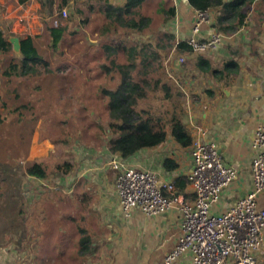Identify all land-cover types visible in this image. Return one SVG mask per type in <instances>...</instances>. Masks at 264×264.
I'll list each match as a JSON object with an SVG mask.
<instances>
[{"label":"crops","instance_id":"0c3cea01","mask_svg":"<svg viewBox=\"0 0 264 264\" xmlns=\"http://www.w3.org/2000/svg\"><path fill=\"white\" fill-rule=\"evenodd\" d=\"M125 3L126 0H69L62 11L77 26H102L106 24V11L122 8ZM39 10L37 0L24 4L0 0V30L11 45L10 53L0 54L1 59L22 60L12 38L29 36L36 48L35 41L44 31L40 21L49 19H42ZM169 10L172 14L167 18ZM211 12L209 21L201 23L195 32L197 11L187 0H145L139 13L146 28L140 34L129 31L137 39L145 35L152 42L149 30L156 21L163 26L158 30L168 33L163 38L165 43L168 40L164 52L168 56L164 62L168 99L159 103L180 115L192 141L214 144L223 164L235 170V180L213 206L214 213H223L253 189L252 143L256 128L264 121V4L260 0L251 3L243 23L233 32L221 33L219 45L204 52L178 50L180 41L187 45L190 40L205 41L217 32L212 27L216 13ZM56 18L58 14L51 18L52 22ZM94 33L97 36L96 29ZM2 78L0 75V81ZM154 93L160 96L159 89ZM190 147H180L167 130L163 143L128 159L110 154L104 144L81 154L84 159L75 176L36 180L34 184L46 192L36 194L32 207L21 212V226L8 234L12 244L6 253L0 252V264L161 263L180 237V212L172 209L145 217L134 208L125 218L115 192V178L113 181L108 176L109 172L114 174L110 163L120 161L130 168L153 172L161 182L175 185L174 196L192 203L195 194L189 181ZM166 161L168 164H164ZM181 179L189 181L182 189ZM263 207L264 193L257 197V208ZM255 258L256 264H264V239ZM191 259V254L186 253L172 264H191Z\"/></svg>","mask_w":264,"mask_h":264},{"label":"rangeland","instance_id":"374dc122","mask_svg":"<svg viewBox=\"0 0 264 264\" xmlns=\"http://www.w3.org/2000/svg\"><path fill=\"white\" fill-rule=\"evenodd\" d=\"M40 22L44 31L35 45L48 66L38 77H5L11 59L0 57L1 253H6L12 244L8 234L21 226V212L32 207L36 194L46 192L26 175V169L41 164L45 171L43 180L47 181L73 177L84 159L81 154L106 143L112 120L102 90L115 88L120 80L112 63H128L125 51L110 53L103 47L99 25L77 26L69 16L55 19V23L50 19ZM58 22L65 32L53 50L46 27ZM159 26L155 21L149 30L152 42L145 35L137 39L132 31H120L125 35L121 38L125 46L137 54L132 80L147 86L151 97L166 82L164 62L168 56L164 52L168 40L165 43L163 38L168 33L159 31L163 29ZM103 66L109 69L108 74ZM108 176L114 181L115 172Z\"/></svg>","mask_w":264,"mask_h":264},{"label":"built area","instance_id":"2783aa9c","mask_svg":"<svg viewBox=\"0 0 264 264\" xmlns=\"http://www.w3.org/2000/svg\"><path fill=\"white\" fill-rule=\"evenodd\" d=\"M61 15L67 17L65 11ZM211 15V11H197L194 31L197 32L201 23L209 21ZM222 37L221 33L214 32L207 40H190L188 45L193 51L204 52L219 45ZM252 148L253 189L223 213H214L213 206L235 180L236 172L223 164L215 145L210 142L195 139L191 143L189 181L195 194L192 203L174 196L175 186L161 182L153 172L130 168L120 161L110 163L115 172V192L125 218L130 217L134 208L145 217L172 209L180 212V237L159 264H172L186 253L192 256L191 264H256L255 252L264 239V207L257 208V197L264 193V121L254 132Z\"/></svg>","mask_w":264,"mask_h":264},{"label":"trees","instance_id":"16d2710c","mask_svg":"<svg viewBox=\"0 0 264 264\" xmlns=\"http://www.w3.org/2000/svg\"><path fill=\"white\" fill-rule=\"evenodd\" d=\"M24 4L29 0H17ZM69 0H37L40 5L38 14L46 16L51 20L67 6ZM145 0H126L122 8L106 11V24L100 26V38L103 47L110 53L125 51L128 54L127 64L112 63L120 80L115 88L102 90L107 98V105L110 119L109 139L106 147L110 154L119 155L122 159H128L139 151L146 148H154L164 142L167 130L172 138L182 148H189L192 138L186 130L180 115L175 111H167L158 102H166L167 85L164 83L159 88L158 96H149L147 86H142L132 80L131 72L135 67V49L127 48L119 34L120 30H134L141 33L146 25L140 16L139 10ZM188 4L196 11H214L216 13L212 27L219 33L235 31L246 16L245 10L255 0H187ZM264 4V0H262ZM172 10L166 13L169 18ZM57 22V21H56ZM46 32L51 41V48L57 49L64 37L65 27L59 22L55 26H47ZM20 53L22 60L17 61L10 58L7 74L5 77L15 74L17 76L38 77L41 70L48 66L47 61L40 55L34 46L31 37H20ZM180 51L190 52L192 49L183 41L177 45ZM11 45L5 40L4 33L0 30V54L8 55ZM104 73L108 74L109 69L104 67ZM162 94V96H161ZM154 100V101H153ZM166 161L164 164H168ZM174 168L175 165H172ZM26 175L35 180H43L45 171L41 164L35 163L26 169ZM182 189L189 184L188 180L181 179ZM174 185V184H173ZM175 186V185H174Z\"/></svg>","mask_w":264,"mask_h":264},{"label":"water","instance_id":"95a60500","mask_svg":"<svg viewBox=\"0 0 264 264\" xmlns=\"http://www.w3.org/2000/svg\"><path fill=\"white\" fill-rule=\"evenodd\" d=\"M10 41H11L13 47H14V50H15L16 52H20V43H19V39H18V38H12ZM20 55H21V53H20ZM21 57H22V55H21Z\"/></svg>","mask_w":264,"mask_h":264}]
</instances>
